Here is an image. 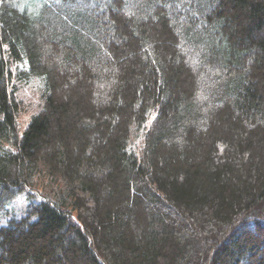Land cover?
<instances>
[{
  "label": "trees",
  "instance_id": "16d2710c",
  "mask_svg": "<svg viewBox=\"0 0 264 264\" xmlns=\"http://www.w3.org/2000/svg\"><path fill=\"white\" fill-rule=\"evenodd\" d=\"M0 264H264V0H0Z\"/></svg>",
  "mask_w": 264,
  "mask_h": 264
},
{
  "label": "rangeland",
  "instance_id": "374dc122",
  "mask_svg": "<svg viewBox=\"0 0 264 264\" xmlns=\"http://www.w3.org/2000/svg\"><path fill=\"white\" fill-rule=\"evenodd\" d=\"M15 68H11L14 71ZM12 71V72H13ZM10 91L15 96V99L20 102V109L18 113V126L19 131H22L32 114H34L40 106V97L39 90L36 83H19L16 80L15 74L12 73L10 77ZM153 119V114L150 116L146 129L149 128L151 121ZM144 133L142 131H132V135L130 138V146L132 149L136 150L137 154L140 155L142 152ZM16 204V201H15ZM25 204V202H23ZM14 209V210H13ZM11 210V215H14V211L16 212V206H14ZM19 214V213H17Z\"/></svg>",
  "mask_w": 264,
  "mask_h": 264
}]
</instances>
